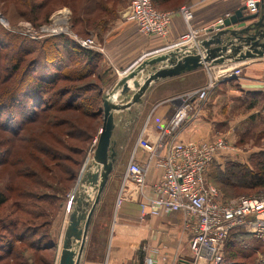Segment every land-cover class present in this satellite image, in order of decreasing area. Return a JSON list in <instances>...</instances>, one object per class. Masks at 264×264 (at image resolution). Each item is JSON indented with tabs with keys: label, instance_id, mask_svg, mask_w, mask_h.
Listing matches in <instances>:
<instances>
[{
	"label": "trees",
	"instance_id": "16d2710c",
	"mask_svg": "<svg viewBox=\"0 0 264 264\" xmlns=\"http://www.w3.org/2000/svg\"><path fill=\"white\" fill-rule=\"evenodd\" d=\"M185 1L151 0L161 10L178 7ZM0 3L5 7L11 4L19 16L34 26L46 22L54 9L66 5L72 11L71 29L86 36L91 29L100 34L117 16L121 0H0ZM39 59L49 72L38 71ZM106 83L99 52L81 48L65 34L31 39L0 25V167L11 166L17 176L25 178L35 174L30 181L32 188L47 190L42 194L31 189L16 191L17 199L10 204L9 213L0 218V264H32L34 259L25 255L29 251L43 262L42 253L57 248V242L51 238L52 210L58 209L61 192L79 176L81 157L92 137L90 122L102 120L101 95ZM261 93L250 96L245 93L244 99ZM245 104L248 108L254 107L256 98ZM253 159L254 168L231 160L218 162L216 158L205 170L204 177L216 162L211 173L213 180L220 184L215 186L222 200L242 196L229 195L227 188L233 186L242 187L245 189L242 193L250 195L252 191L264 189V152ZM27 161L44 172H51L56 182L42 180L47 177L37 168L30 167L31 170L24 172ZM260 195L264 194L253 196ZM6 200L0 192V205ZM245 236L254 237L257 245L253 244L248 251L236 249L237 243H246L242 241ZM261 246L264 247V241L254 233L233 231L222 246L224 264H245L246 257H254ZM143 256L139 248L137 264L142 263Z\"/></svg>",
	"mask_w": 264,
	"mask_h": 264
},
{
	"label": "built area",
	"instance_id": "2783aa9c",
	"mask_svg": "<svg viewBox=\"0 0 264 264\" xmlns=\"http://www.w3.org/2000/svg\"><path fill=\"white\" fill-rule=\"evenodd\" d=\"M261 1L246 0V12H258ZM178 12L188 31L176 43H196L200 32L206 33L208 28L195 30L191 27V5L181 6ZM172 14V11L155 8L151 0H130L122 17L135 22L139 31L146 35L165 37ZM68 20V11L62 9L50 17L48 24L35 29L28 22L12 26L0 12V25L10 32L31 39L65 34L83 49L96 52L103 50L94 36L76 35ZM240 72L241 67L237 65L223 67L217 75L209 76L202 86L171 98V101L176 102L172 114L155 124L153 139L146 134L148 120L145 121L122 174L116 208L124 200H133L138 205L141 217L181 213L183 226L188 231L189 254L187 257L174 258L171 264H224L221 254L223 243L229 234L239 229L254 233L264 241V195H242L222 200L217 187L204 179L209 164L218 155L231 149L228 140L223 136H215L210 140L183 141L176 136V131L184 122L197 116L217 79L239 76ZM137 148L145 151L143 162L134 158ZM140 249L144 252L142 264H158L159 259H166L162 248L158 246L150 248L143 245ZM100 264L114 263L106 254Z\"/></svg>",
	"mask_w": 264,
	"mask_h": 264
},
{
	"label": "crops",
	"instance_id": "0c3cea01",
	"mask_svg": "<svg viewBox=\"0 0 264 264\" xmlns=\"http://www.w3.org/2000/svg\"><path fill=\"white\" fill-rule=\"evenodd\" d=\"M245 2L246 0H187L178 7L167 8L166 10L172 11L173 14L168 34L165 37L143 34L135 22L127 21L122 17L123 11H117V16L109 21L99 35L96 31L89 30L90 34L96 36V40L103 48L99 53L102 73L107 81L104 92L112 87L121 71L135 60L179 44L176 42L188 31L183 17L178 12L181 5L187 3L192 6L191 27L195 30H206L240 6H245ZM206 35L207 33L202 31L198 38ZM236 65L241 67L240 75L217 79L197 116L184 122L176 131L177 138L183 141L210 140L215 136L226 138L225 134L219 130L222 127L229 129L233 127L235 121L230 116L234 112V108L245 101V93H249L250 96L264 89V57L221 64L212 66V68L205 65L151 83L143 93L140 104H133L130 111L122 110V113H125L122 114L124 125L134 119L132 114L135 112L140 113V116L137 117L140 123L130 148L128 149L126 145L122 146L120 156L118 153L117 167L121 166V162H124L122 164L124 167L118 178L117 192L131 150L145 121L148 120L146 134L150 139H153L155 124L168 118L175 108L176 102L171 101V98L202 86L209 76L217 75L221 68ZM227 135L230 136L229 132ZM126 144L128 145V143ZM223 154L226 156L229 153L223 152ZM145 155L144 150L137 148L134 158L138 162H143ZM220 155L217 156V159L220 158ZM152 175L153 172L150 173V177ZM129 187H132V184H129ZM111 220V241L107 255L114 264H137L136 252L143 245L150 248L155 246L162 248L161 252L166 256V259H159L158 264H171L174 258L187 257L189 254L188 231L183 226L180 212L159 217H141L137 203L133 200H124L118 208L115 207Z\"/></svg>",
	"mask_w": 264,
	"mask_h": 264
},
{
	"label": "water",
	"instance_id": "95a60500",
	"mask_svg": "<svg viewBox=\"0 0 264 264\" xmlns=\"http://www.w3.org/2000/svg\"><path fill=\"white\" fill-rule=\"evenodd\" d=\"M258 6L263 10L254 13H247L246 7L240 6L221 23L209 27L207 35L196 43L177 44L140 57L122 70L112 87L102 93L99 134L69 199L54 264H74L75 246L78 240L83 246L91 215L115 168L118 155L112 138L115 113L130 111L133 104H140L151 83L205 65L263 58L264 0Z\"/></svg>",
	"mask_w": 264,
	"mask_h": 264
},
{
	"label": "rangeland",
	"instance_id": "374dc122",
	"mask_svg": "<svg viewBox=\"0 0 264 264\" xmlns=\"http://www.w3.org/2000/svg\"><path fill=\"white\" fill-rule=\"evenodd\" d=\"M129 1L130 0H121V4L118 6V12L124 11L127 5L129 4ZM186 4H183V5H186ZM180 7L178 8V10L180 9ZM62 9H65L66 11H68L69 17L71 16L72 11L70 7L66 5L59 6L58 8L54 9L49 14L47 21L43 22L42 24H48L50 17ZM0 11L4 12V14L3 13L2 14L8 19L9 23L12 26H17L20 23L28 22L33 28L37 29L39 26L42 25L40 24L38 26H34L29 20L24 19L23 17L19 16L17 11L12 7L11 4H8V6L5 7L2 3H0ZM164 11H170V10H164ZM68 24L70 26L69 20H68ZM74 33L80 37H87L89 35L94 36L90 34V32L86 36H81L77 34L76 32ZM42 38H45V37H42ZM94 38L96 40V36H94ZM39 61H40L39 62L40 66L38 67V71L39 72L40 71L49 72L48 70L42 67L41 59H39ZM252 97L256 98L257 104L252 108H248L245 103L248 102ZM250 99H244L245 101H242L243 102L242 104H239L237 107L234 108V112H232L230 116V118H233V120L235 121L232 128L230 129L228 127L220 128L219 131L225 134L228 140V143L230 144L231 149L226 152V153H229L226 156H224L225 153L224 154L222 153L223 155L222 154L220 155V158H218L217 160L218 162L223 163L225 161L231 160V161H236V162L246 164L254 168L253 158H256V154H258L259 152H264V92L261 93L260 95L251 96ZM122 114H125V113H122V111H118L115 114V128H114L113 135H112V138L115 142L114 148L119 153V156H120V152L122 151V146L126 145L128 149L130 148L131 142L133 141V138H134L133 136L135 135L138 129L139 123H140V120L137 119V117L140 116L139 112H135L134 114H132L134 119L127 122L125 125H124L125 121H124V118H122ZM100 125L101 123L98 119L96 121L90 122L89 132L92 133V137H91V140L88 141V144L86 145L84 156L81 157L82 163H81L79 171L82 170L86 160L93 153L96 140L99 134V130H100ZM228 132L231 137L227 135ZM71 142L78 144V142H75V141H71ZM126 143H128V145ZM70 154L73 158H76V156L72 152H70ZM117 158H118V155H117ZM123 163L124 162H121V166L119 165V167H117V161H116L115 168L111 171L109 175L107 184L101 194L100 200L91 215V220L86 230V236H85V240L83 241V246L82 247L80 246V243H81L80 240H78L75 246V251L77 255L74 259V264H100L108 252V247L111 241L110 234L112 230L111 218H113V214L115 211L116 192H117L118 183H119L118 178H119L122 168L124 167V165H122ZM216 165H217L216 162H214L210 166L209 170L206 172V179L205 177L204 179L209 181L210 183H212L211 181H213L212 184L215 183L214 185L218 184V186H220L218 181L216 183L213 180L212 173H211L214 169V166ZM26 166H28V168H25L23 170L24 172H26L27 170H31V168H37L40 171H42L47 177V178H41L42 180L44 179L46 182H50L51 180L52 183L56 182V180L52 178L53 174H51V172H44L41 168L37 167L33 162L27 161ZM70 170L73 171L72 169ZM34 175H32L31 177L27 176L28 178H25L24 176H17V174L14 173L13 168L11 166L0 167V192H2V194H4L7 199L5 203L0 205V218L3 217L5 214L9 213L10 204L13 203L15 199H17V197L15 196L16 191L31 189V190L37 191L38 194L47 192V190L43 188H38V190L32 188V186L30 185V181L34 179ZM77 180L78 178L73 179L71 182H69L70 184L67 183L69 184V186L65 188L63 192H61L62 201L59 207H57L58 209L52 210V214H51L52 217L50 218L51 219V233H52L51 238L55 243L57 242V244L59 241L63 223L66 219V214H67L66 210H67L68 202H69V199L71 198V195L74 192ZM64 185L66 184L64 183ZM222 187L224 188L225 186H222ZM227 190L229 191V195H234V194L241 195L242 194L246 196V194H248V193H242L244 192L245 189H243L242 187H238V186H233V188H227ZM249 194L250 195H247V196L264 194V189L257 190L256 192L252 191ZM41 205L50 208L45 203L41 202ZM243 231L245 230L243 229ZM253 238L254 237L250 238V236H245V239H243L242 241L246 240V243L245 244H242L243 242L237 243L236 249H241V250L243 249L245 251H248L251 248L250 246H253V244L257 245V243L255 242L256 239L254 238L255 239L254 240ZM263 248L261 246L260 249H258L257 251L258 253L256 252L255 256L252 257L251 259L250 257H246L244 261L245 264H264V253L262 256V252L264 251ZM56 251H57V248L53 247L49 249L48 251L43 252L42 253L44 256L43 262L38 261V259H36L35 256H33L32 251L25 252V255L27 257L29 256L31 259H34L32 264H41V263L51 264L53 261H55ZM238 256H241V254H238Z\"/></svg>",
	"mask_w": 264,
	"mask_h": 264
}]
</instances>
